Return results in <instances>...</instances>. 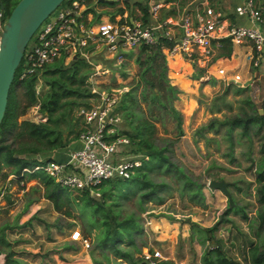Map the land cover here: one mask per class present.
Masks as SVG:
<instances>
[{
  "label": "trees",
  "instance_id": "trees-1",
  "mask_svg": "<svg viewBox=\"0 0 264 264\" xmlns=\"http://www.w3.org/2000/svg\"><path fill=\"white\" fill-rule=\"evenodd\" d=\"M72 1L63 0L61 5L70 4ZM16 2L17 0H0L3 7V21ZM98 3L114 6L118 1ZM258 3L264 15V0H258ZM86 5L88 7L84 10L83 15L92 10L90 0L86 1ZM134 5L138 6L141 12L140 21L144 24L148 23L150 19L148 6L137 1L133 3L125 1L124 6L118 7L110 18L113 19L116 14H122L126 10H132ZM91 23L86 22V24ZM219 43L213 60L207 66L208 69H214L217 62L228 60L232 56L233 46L230 40L222 38ZM165 46H171V42L160 38L153 45L141 44L137 47L134 57L137 64L136 75L129 83L128 90L117 98L114 104V113L121 118L117 134L128 139V143L123 146L126 148L124 149L125 153L131 154L133 159L137 158L140 163L132 169L128 177L115 176L102 180L93 189L99 195H95L88 188L72 189L60 185L42 169L32 172L23 170L53 160L54 158L48 154L65 147L76 139L80 131L84 129V120L79 115L76 116L78 121L79 118L81 120L79 129H72L65 133V128L62 125L67 122L68 117L70 120L72 119V113L75 116L73 111H77L80 107L90 108L100 100V94L92 91L88 81L91 64L82 56H76L66 64L64 57H59L44 64L36 72L21 78L22 63H20L8 93L6 109L0 122V181L6 180L7 183L15 181L18 184L23 182L21 185L23 187L27 181L33 179L35 184L29 187L31 194L37 192L38 197L49 200L59 215L72 218L74 223L77 218L81 219L82 226L79 230L81 236L93 239L90 252L95 264L102 263L99 257L93 255L97 249L100 250L99 254L107 264H116L118 260L126 261L128 264L138 263L139 258L135 253L139 251V247L136 244L135 234L142 228L141 217L134 212L120 215L117 207L121 199L128 198L133 193H137L141 209L142 204L151 199L157 203L163 202L164 197L161 192L164 187H168V183L155 181L151 178L150 172L155 167L174 169L181 177V186L188 188L187 193L181 191V196H188L195 205L204 198L202 184L190 178L167 153L170 145L173 144V137L163 139V143L159 142L157 119H162V115L169 116L174 121L177 129L176 136L179 137L183 134L182 114L173 104L181 90L170 82L167 75L168 66L162 50ZM87 50L91 51L92 46H89ZM131 54L132 50L124 53L127 57ZM124 65L120 63L118 67H114L123 76L126 75L122 70ZM38 76L45 81L47 86L42 94H38L35 90ZM212 80L214 79L212 78ZM102 86L106 88L107 92H111V85L103 83ZM225 90L227 92L228 88ZM234 91L242 93L243 88L235 87ZM217 99L224 102V95L211 100L209 109L212 112L220 111ZM242 100L251 103L249 96ZM35 103L39 105V111L46 119L38 122L20 119L28 107ZM221 125L226 127L228 133L233 127L241 126V134L248 138L252 126L254 131L259 133L258 150L261 155L254 173L258 205L254 221L261 229L264 227V112L260 114L257 110L250 113L244 111L225 119L213 117L198 130L199 132L217 130ZM38 154L42 157L38 158ZM11 175L12 177L8 179ZM5 197L9 201V195ZM36 199L31 196L27 197L25 207ZM231 211L240 213L244 220L248 219L243 207H239L236 203L234 206L227 203L219 219L212 225L201 227L195 221L190 222V228L200 233L196 239L202 243L209 242V245L202 251L201 264H241L238 259L227 254L219 239L215 237V232L221 222L229 220L224 216H227ZM29 224H31V219L14 225L24 227ZM69 224L72 225L73 222ZM8 226L4 225V228ZM193 231L191 238H193ZM1 243L9 244L3 229H0ZM110 252L113 259L110 258ZM13 255V250L8 251L3 264H22ZM242 256L246 264H264V238L259 242L251 240L244 248ZM158 264L175 263L171 259H163Z\"/></svg>",
  "mask_w": 264,
  "mask_h": 264
},
{
  "label": "rangeland",
  "instance_id": "rangeland-1",
  "mask_svg": "<svg viewBox=\"0 0 264 264\" xmlns=\"http://www.w3.org/2000/svg\"><path fill=\"white\" fill-rule=\"evenodd\" d=\"M90 2L93 7L95 4ZM113 8L107 7L103 11ZM130 50H132L131 56L124 55L121 61H111L102 49L90 52L88 58L91 62L100 63L101 66L106 65L109 68L107 73L97 77L90 86L97 91H106L102 84L111 85L110 90L114 91L113 94L118 98L128 90L129 83L137 72V64L134 61L137 48ZM167 57L165 54L166 63ZM168 59L170 62V57ZM69 61L67 60L65 64ZM117 63L125 64L122 68L126 73L125 76L114 69ZM224 64L226 66L227 62L224 61ZM226 67L229 74L233 71L232 69H235L228 65ZM235 70L241 72L239 69ZM248 70L259 78V89L257 90V78L253 77L252 85L241 86L242 93L234 91L238 86L233 82L208 74L204 68L192 61L182 62L179 69L167 70L170 82L181 90L173 104L182 114L183 134L176 136L177 129L174 121L169 116L161 114L163 118L157 119L159 142L163 143V139L173 137V144L170 145L167 153L190 178L202 184L204 198L195 205L188 196H181V191L187 193L188 188L181 186V177L174 169L155 167L150 172L151 178L168 183V187H164L161 192L164 197L163 202L157 203L151 199L143 203L141 209L138 195L133 193L130 197L121 199L117 207L120 215L134 212L141 217L142 228L135 234L136 244L139 247L136 255L154 247L175 264H201L202 251L209 242L202 243L196 239L200 233L190 228V222L195 221L201 227L210 226L219 219L228 203L227 196L221 190L208 185L211 179L225 181L233 206L236 203L239 207H243L248 215V219L244 220L240 213L231 211L224 216L229 220L221 222L216 230L215 237L219 239L227 254L238 259L241 264H246L242 256L246 245L251 240L259 242L264 238V227L259 229L254 221L258 207L254 173L261 155L258 150L259 133L254 131L253 126L249 138L241 134V126L233 127L229 133L223 125L217 130L201 132L198 130L213 117L225 119L244 111L250 113L257 110L260 114L264 112V60L258 67H253L250 62ZM241 73L245 78L249 76L246 71ZM46 88L45 81L38 76L36 92L42 94ZM226 88H228L227 92H225ZM222 94L224 102L217 99L220 111H210L211 100ZM246 96H249L252 104L242 100ZM73 112L75 116L72 113V119L68 117L67 122L62 125L65 133L80 128L81 120L76 119L77 111ZM20 119L38 122L44 121L46 117L39 111V105L35 103L28 107ZM124 149L126 148L122 146L118 149L117 159H133V156L125 153ZM65 153L67 154L68 151L66 150ZM38 156V158L42 157L39 154ZM11 177L9 176L8 179ZM33 184H35L33 179L27 181L23 187L15 181L10 183L6 180L0 181V229H3L9 243L0 244L2 249L0 264L4 263L6 254L10 250L14 251L13 257L22 264H95L90 252L93 244L92 237H87L90 247H85L81 242L70 238L73 229L80 230L81 219L77 218V223L76 221L74 223L72 218L59 215L49 200L38 197L37 192L32 194L29 192V187ZM6 195H9V201ZM29 196L37 199L25 207ZM28 219H31V224L27 226L14 225ZM70 222L73 224L70 225ZM4 225L9 226L4 228ZM12 225L14 226L10 227ZM192 231L193 238H191ZM99 253L100 250L97 249L93 255L101 259V264H107ZM109 254L113 259L112 253Z\"/></svg>",
  "mask_w": 264,
  "mask_h": 264
},
{
  "label": "built area",
  "instance_id": "built-area-1",
  "mask_svg": "<svg viewBox=\"0 0 264 264\" xmlns=\"http://www.w3.org/2000/svg\"><path fill=\"white\" fill-rule=\"evenodd\" d=\"M85 1L73 0L70 4L61 5L41 23L24 51L20 62L21 78L56 58L64 57V62H67L82 56L92 66L88 77L92 84L109 68L91 62L88 58L90 52L102 49L111 61H121L127 50L141 44L153 45L160 38L171 42V46L162 48L166 55L177 54L197 63L208 74L231 81L238 87L252 85L253 77L257 76L248 71L249 76L245 78L234 69L229 74L223 62H217L214 69H208L220 45L219 40L228 38L232 46L247 43L250 46L249 62L253 67H258L264 60V15L258 0H239L234 6L235 17L239 20L230 18L223 10L208 3L195 5L180 17L158 20L157 11L161 4L155 3L149 10L154 20L145 24L140 20H129L125 12L113 19L86 24L78 11L80 3L84 4ZM3 23V7L0 3V30ZM89 46H92L91 51L87 50ZM259 83L257 78V90ZM91 88L100 94V100L90 108L80 107L77 110V115L84 120V129L77 137L79 146L69 150L61 161L53 159L23 170L32 172L42 169L60 185L72 189L88 188L99 195L93 189L102 180L115 176L128 177L140 162L137 158L117 159L118 149L128 143L125 136L117 134L121 118L114 113V104L118 97L113 94L114 91ZM70 238L90 247L88 238H83L77 228L71 231ZM138 258L137 264H158L160 260L167 259L154 247L142 251ZM116 264L128 263L118 260Z\"/></svg>",
  "mask_w": 264,
  "mask_h": 264
},
{
  "label": "water",
  "instance_id": "water-1",
  "mask_svg": "<svg viewBox=\"0 0 264 264\" xmlns=\"http://www.w3.org/2000/svg\"><path fill=\"white\" fill-rule=\"evenodd\" d=\"M97 1L113 3L117 0ZM62 2L63 0H17L6 16L0 30V122L6 109L8 93L16 69L29 40L41 23ZM208 185L221 190L227 196L229 205H233L225 181L211 179Z\"/></svg>",
  "mask_w": 264,
  "mask_h": 264
},
{
  "label": "crops",
  "instance_id": "crops-1",
  "mask_svg": "<svg viewBox=\"0 0 264 264\" xmlns=\"http://www.w3.org/2000/svg\"><path fill=\"white\" fill-rule=\"evenodd\" d=\"M87 1V0H86ZM86 1L83 3H80V7L78 8V11L80 13V17H82V21L84 23L86 22H102L105 20L111 19L112 13H115L116 8L115 7H123L124 2L127 0H117L118 3L114 6H106L99 4V1H93V4H95L93 7H91V11L83 15L84 10L88 7L86 5ZM140 2L141 4H146L148 6V10H150V7L152 4L160 3L161 6L157 11V19L158 20H164L166 18H177L180 17L186 10L190 9L191 7L201 4V3H208L209 5L223 10L230 18L238 19L235 17L234 14V6L239 3V0H128V2ZM91 3V2H90ZM102 5V6H101ZM105 6V7H103ZM111 7L113 9L111 10H105L103 9ZM110 9V8H109ZM127 15L129 20H140L141 12L138 8V6H132V10L130 11H124ZM150 13V12H149ZM116 14L115 16H117ZM154 20V18L150 14L149 21ZM239 20V19H238ZM244 22V21H242ZM91 23V24H92ZM170 57L171 61L169 62V59L167 57V66L168 69H179L180 64L183 62L185 63V59L177 54L173 55H166ZM249 56H250V46L247 43H243L240 45H233V53L230 59L225 60L227 62L228 66H231L232 68L239 69L242 71L248 72L249 68ZM185 60V61H184ZM224 64V61H222ZM225 65V64H224ZM226 65V66H227ZM234 69V70H235ZM237 71V70H236ZM204 84H207V82H204ZM79 146L78 139H74L71 142H69L65 147L56 149L55 151L50 152L48 155L53 157L55 160H63L66 158V150L69 151L71 149L77 148ZM65 151V152H64ZM64 154V156H63Z\"/></svg>",
  "mask_w": 264,
  "mask_h": 264
}]
</instances>
